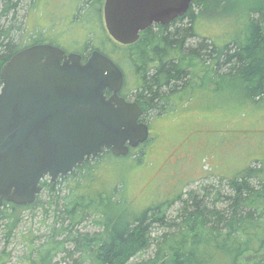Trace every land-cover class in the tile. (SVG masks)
I'll use <instances>...</instances> for the list:
<instances>
[{
    "label": "trees",
    "instance_id": "trees-1",
    "mask_svg": "<svg viewBox=\"0 0 264 264\" xmlns=\"http://www.w3.org/2000/svg\"><path fill=\"white\" fill-rule=\"evenodd\" d=\"M42 1L0 0V74L20 50L51 43L80 53L84 60L94 50L114 60L124 74L120 95L136 101L145 118L183 106L198 90L218 92L227 85L237 96L264 105L262 0L242 4L238 32L222 45L200 35L197 21L203 8L211 12L220 4L228 6L224 0H193L183 16L166 25H151L129 45L116 42L105 30V0H77L66 14L70 37L61 33L67 36L68 48L59 43L57 28L51 30L57 23L46 21ZM38 9L47 30L29 31L27 14ZM140 153L131 149L118 157L104 150L56 183L43 179V191L34 203H3L0 229L4 226L11 234L25 210L42 207L53 223L41 243L29 241L34 256L28 264H59L60 254H78L73 264H264V153L224 183H200L186 191L181 187L135 211L130 210L133 202L124 181L110 186L97 171L103 158L126 160ZM139 160L141 156L134 157L135 163ZM96 180L102 187L94 186ZM176 205L177 214H171ZM88 220L96 226L94 232L82 228ZM152 247V254L144 256Z\"/></svg>",
    "mask_w": 264,
    "mask_h": 264
},
{
    "label": "water",
    "instance_id": "water-1",
    "mask_svg": "<svg viewBox=\"0 0 264 264\" xmlns=\"http://www.w3.org/2000/svg\"><path fill=\"white\" fill-rule=\"evenodd\" d=\"M192 1L105 0V25L129 45L151 25L183 16ZM0 77V207L32 204L43 179L56 183L104 150L126 156L149 138L142 107L120 95L121 68L98 50L84 60L33 44L14 54Z\"/></svg>",
    "mask_w": 264,
    "mask_h": 264
},
{
    "label": "rangeland",
    "instance_id": "rangeland-1",
    "mask_svg": "<svg viewBox=\"0 0 264 264\" xmlns=\"http://www.w3.org/2000/svg\"><path fill=\"white\" fill-rule=\"evenodd\" d=\"M76 1H42L40 10L48 13V23H57L51 30L57 28L58 35L63 32L70 37L66 14L73 11ZM247 1L224 0V5H228L224 8L220 4L218 10L211 12L201 9L197 21L198 33L211 37L219 45L229 42L238 32L236 21L242 16V4ZM40 10H31L27 14L29 31L47 30L44 16H39ZM65 34L59 39L62 44H65L62 39L67 38ZM66 45L70 47L69 43ZM224 87L218 92L198 90L183 106L171 108L163 115L148 116L151 139L137 149L142 153L126 160L103 158L97 176H104L110 181V186L124 181L127 198L134 203L130 210L135 211L166 198V195L173 194L181 187L186 191L195 189L200 183L226 182L225 178L264 153V105L237 96L229 85ZM173 101L175 103V99ZM139 156L142 160L135 163L134 157ZM221 177H224L222 182ZM100 182L96 180L94 186L102 187ZM177 207L169 212L177 214ZM52 223L42 207L37 206L23 212L11 234L7 235L6 228L2 226L0 264H28L29 258L34 256L29 241L41 243ZM82 228L91 232L96 230L90 220ZM152 252L153 247L144 256ZM73 258H78V254ZM73 258L60 254L57 261L59 264H73ZM137 259L134 258L135 261Z\"/></svg>",
    "mask_w": 264,
    "mask_h": 264
},
{
    "label": "flooded vegetation",
    "instance_id": "flooded-vegetation-1",
    "mask_svg": "<svg viewBox=\"0 0 264 264\" xmlns=\"http://www.w3.org/2000/svg\"><path fill=\"white\" fill-rule=\"evenodd\" d=\"M103 20H104V25H105V19H104V7H103ZM105 30L108 32V30H107V28H106V25H105ZM108 34H109V32H108ZM110 35V34H109ZM63 37V36H62ZM110 37H111V35H110ZM61 39V38H60ZM62 41H64V43L65 44H62V43H60L61 45H63V46H65V47H67L68 48V46L66 45V44H68V40L64 37L63 39H62ZM55 45V44H54ZM58 46V45H57ZM60 47V46H59ZM62 48V47H61ZM67 53H70V52H74V51H70V50H66V49H64ZM108 96H110V94H107ZM122 96V95H121ZM128 101H133V100H130V99H128V98H126ZM144 117V115L142 116V119H141V121H144V122H146L147 124H148V122H147V118H145ZM149 125V124H148ZM149 128H150V125H149ZM151 139V128H150V135H149V138H148V140H150ZM147 140V141H148ZM141 145H143V144H141ZM140 145V146H141ZM140 146H138V147H136V148H134V149H138ZM111 151V150H110ZM131 151V150H130Z\"/></svg>",
    "mask_w": 264,
    "mask_h": 264
}]
</instances>
